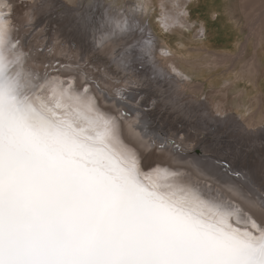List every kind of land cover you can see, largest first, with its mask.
I'll return each instance as SVG.
<instances>
[{
  "label": "snow or ice",
  "instance_id": "6c2138e0",
  "mask_svg": "<svg viewBox=\"0 0 264 264\" xmlns=\"http://www.w3.org/2000/svg\"><path fill=\"white\" fill-rule=\"evenodd\" d=\"M11 13L0 0V264H264V197L257 215L145 166L112 120L92 115L87 88L24 67ZM76 23L86 34L96 20ZM106 38L122 63L137 59L126 21Z\"/></svg>",
  "mask_w": 264,
  "mask_h": 264
},
{
  "label": "rangeland",
  "instance_id": "374dc122",
  "mask_svg": "<svg viewBox=\"0 0 264 264\" xmlns=\"http://www.w3.org/2000/svg\"><path fill=\"white\" fill-rule=\"evenodd\" d=\"M163 1L53 0L52 2L49 0V2L55 3L56 7L45 6L38 14L35 13V8L39 0H33L30 3H17L14 17L16 16L15 19L18 18L16 23L18 24L17 30L20 36L28 34L30 41H32L30 51L33 56L31 58L33 64L37 67H48L49 64L58 65L59 63H62L63 67H75L71 71L73 73L75 71L79 83L89 81L87 78L91 75L92 87L98 92L101 103L104 105L111 106L114 103V98L118 97L123 99V103H132V94H135L136 98L142 100L141 103L144 104L142 109L145 110L149 118L144 120L150 121L155 127L159 128V135L163 134L166 137L170 134L172 138L180 139V142L192 147L196 152L198 151L197 153L206 158H217V161H221L222 164L226 165L223 166V169L228 168L235 161L237 163L236 168L243 170L247 177L257 176L258 178V173H260L258 179L254 178V182L262 187L264 185V156H262V146H264V102L259 105V95L261 94L259 91H261L262 88L260 87L264 81V64L262 63L258 75L254 73L255 71L250 64L253 62L257 42L259 43L258 58L260 57L264 61V33H252L249 23L259 10L264 9V0H190L187 4L191 10L188 22L183 26H172L171 28L165 26L163 18L167 10L172 9V7L165 10ZM42 2L43 0H40L38 6ZM29 5L38 20L37 27L32 25L31 19L25 20L28 19L26 13ZM131 9L134 11L133 17L136 16L135 18L140 20L144 27H142V30L145 32L138 33L135 41L138 42L136 48L137 66L127 68L124 62H121L123 50L120 43H114L118 46L117 51L112 55L108 51L107 54L102 53L103 49L100 50L98 47L102 46L99 37H101V34L106 35L104 31L105 23L101 20V14L109 13L113 16L125 17L124 13L127 15ZM185 9L187 10V8ZM164 10L165 12H163ZM207 11H212L213 18L210 20L207 30L201 32L203 23L199 15L202 17L207 16ZM82 15L95 17L96 20V25L89 28L86 34L82 28L77 27L76 23ZM129 15L132 16V13ZM18 16H20V19ZM212 21L215 28L223 26L220 28L221 33L219 35L214 34L211 30ZM30 29L31 32L27 33ZM178 29L185 34H178L176 31ZM41 31L48 36L51 32H54L56 40H51L53 42L48 46L45 42V35H40ZM30 33H33L34 36ZM167 34L170 35L168 39L175 44L181 38L185 42L187 41L180 48L183 50L182 56L166 48L163 36ZM82 37L91 51L85 52L81 42ZM106 42L108 43L109 39ZM246 42L248 52L240 57L237 56ZM143 44L150 47L148 52L151 55L148 52L146 53L150 66L154 64L151 63V59L157 60L158 65L161 66L165 64L163 55L172 57L173 66L187 72L193 78L192 84L196 82L204 84L202 91H198L197 88L185 91V88L176 84L174 82L176 80L166 71H159L156 68L150 70L148 67L146 69L145 64H143L145 56H143L141 50ZM103 47L106 50L105 46ZM84 53L86 54V60L77 59L78 55L80 57ZM227 53L232 54L234 57H229L223 63L218 62L216 54ZM141 70H145L148 78L140 72ZM79 72L82 74L81 76H79ZM158 74L161 75L157 77ZM156 78L159 80L154 81ZM256 79L258 84L255 83ZM94 80L99 81V85L94 84ZM100 85L101 89L98 88ZM104 90L111 93V100L101 97L104 95ZM118 90L125 94L119 95ZM242 95H246V107L250 108V112L244 114V116H240L241 111L235 108ZM254 112L256 115L253 114ZM217 117L222 121L218 120ZM191 118L199 122L192 121ZM122 120L127 131V125L132 122V119L128 117V119L123 118ZM187 120H190V122ZM205 123L208 125L206 126ZM130 141L132 142V139ZM249 143H251V148L246 147L241 152L240 145H248ZM157 145L155 142L151 144L153 147L150 154L142 151L146 161H156L161 159V155H164L165 152L159 150L163 149V146L158 145L160 148L157 147L156 149ZM140 148L143 150L142 147ZM157 152L161 154L159 153L157 156ZM179 163L189 167L188 163Z\"/></svg>",
  "mask_w": 264,
  "mask_h": 264
},
{
  "label": "bare ground",
  "instance_id": "6f19581e",
  "mask_svg": "<svg viewBox=\"0 0 264 264\" xmlns=\"http://www.w3.org/2000/svg\"><path fill=\"white\" fill-rule=\"evenodd\" d=\"M31 1H33V0H7V3L12 5V13H11L10 19H11L13 27L15 29V31H13V33H12V36H13L14 40L18 41L19 51H21L24 54V57H25L24 67L26 69L32 71L36 76H38L40 78L56 77L59 80H62L64 82L65 87H67L69 84H71L72 90L76 93H84V89L87 88V92L84 93V96H85V98H87V97L92 98L93 105H94V112L92 113V115L95 116L98 114L99 116H102L105 119L112 120L117 125L120 140L123 142V144L127 145L129 148L134 149L140 155L145 166H148V165L157 166L158 165L161 169H167V170L172 171V172L182 173L186 178L190 179L193 183L199 185L205 191H211L212 194H214V195L219 194L222 197V199H224L225 201H231V202L239 205L245 211L251 210V212H254L257 215L259 214V209L257 207H255L254 205H258L260 199L262 197H264V187L262 188L260 184L254 182V180H255L254 178L258 179L260 176V173H258V178H257V176L256 177H254V176L253 177L252 176L247 177L246 173H244L243 170L236 168L237 163L235 161L231 165L228 164V165H230L228 168L223 169V166H226V165L222 164L221 161H217L216 160L217 158L216 159L215 158H209V157L206 158L205 156L201 155L200 153H197L198 151L196 152V150L192 149V147H189L185 143L180 142V139L172 138L170 134L166 135V137H164L163 134L159 135V133H158L159 128L155 127L152 123H150V121L148 122V121L144 120V119H149V118L146 115L147 113L145 112V110L142 109V105L144 106V104H142L143 102L141 103L142 100H139V98H136L135 94H132V100H133L132 103H128V102L123 103L122 98H120V97L114 98L113 97L115 100L113 99L114 103L111 106L110 105H104L101 103V100L97 94L98 92L95 89H93V87H92L93 84L90 81V80H92L91 75H89L87 78L89 81L79 83L78 82L79 78L77 79L75 71H74V73L71 71L75 67H68V66L63 67L62 63H59L58 65L49 64L48 67H39V66L37 67V65L33 64L32 58H31L33 55H32V52L30 51V47H32V45H31L32 41H30V39H29L30 37L28 36V34L24 35V36H20V34L18 33V30H17L18 24L16 23V20L18 18L15 19L16 16L14 17L15 5L17 3H19V4L20 3H30ZM51 1L53 2V0H51ZM183 1H185V0H182V1L181 0H164L163 1V5H164L165 10H167V8H169V7L170 8L172 7V9L167 10V13H166V15H164V18H163L164 19L163 23L165 24V26H167V28H171L172 26L184 25L188 22V17L191 16V10L188 6L185 7V5H187L188 2H190V0H186L184 3H183ZM39 2H40V0H39ZM39 2H38V5H39ZM168 4H170V5H168ZM38 5L35 8V13L39 14L42 11V7L38 6ZM183 7H184V9H183ZM185 8H187V10ZM21 9H22V7H21ZM27 9H28V11H27ZM27 9L25 8V10L27 11V13H26V11H25V13L28 15V19H25V20L31 19L30 21H31L32 25L37 27L38 20L36 19L35 14L30 9V5L27 6ZM165 10L163 12H165ZM17 12H19V11L17 10ZM22 12H23V10H22ZM125 12H127V11H125ZM128 12L129 13H127V15H126V13H124L125 17L124 16L119 17V15L117 17L115 15L113 16V14L110 15L109 13L108 14L107 13L101 14V20L104 23H105V21H108L107 23L104 24V31H105L106 35L101 34V37H99V40H100V43L102 46H99L98 48H100V50H102V49L104 50V51L103 50L101 51L102 53L107 54V51H108L109 54L112 55L115 51H117L116 48L118 45H114V43H115L114 39H109V42L108 43L106 42L108 40L106 37H108V34L112 31V29H114L116 27L117 23H124L126 21L132 28V33L134 34L135 41L137 40L138 33H144L145 32L144 30H142L144 27H143V24L140 22V20L136 19L135 18L136 16L133 17L134 11L131 9ZM130 13H132V16L129 15ZM180 13H187V15L182 16V15H180ZM27 15H26V17H27ZM21 16H22V14H21ZM18 17L20 19V16H18ZM110 18H112V20H110ZM199 18L202 19L203 29L207 30L208 24H209V22H211L210 20L213 18L212 11H207V16H204V17L199 15ZM18 23H20V22H18ZM249 24H250V28H251L252 33H257V32L264 33V9L259 10V12L254 15L253 19L251 20V22ZM22 26L24 27L23 24H22ZM213 26L214 25H213V21H212L211 30L213 31L214 34L219 35L221 33L220 28H222L223 26H219L218 28H215ZM26 27H29V26H26ZM29 31L31 32V29L28 30L27 33ZM171 31H173V30H171ZM176 31L178 34L184 33L179 29ZM174 32H175V30H174ZM23 33H25V32H23ZM53 33L54 32H51V34H49V36H48V35H46L45 32L44 33H42V31L40 32V35L41 34L45 35V39H46L45 42H47L46 44L48 46L50 43H52L54 41L53 39L56 40V38H54ZM31 35H33V33ZM62 36H63V34H62ZM169 36L170 35H168V34L166 36H163V41L165 43L166 48H168L169 51L173 50L175 53H178L179 55L182 56L183 50L180 48L187 41L185 42V40H183L181 38L182 37L181 36V37H179V38H181L180 41L176 42V44H175L168 39ZM51 40H53V41H51ZM41 42H42V40H41ZM43 43H44V41H43ZM33 44L35 45V43H33ZM258 44L259 43L257 42L256 43V49L254 52L253 62H251V64H250L251 68L255 71L254 73L256 75L259 74L260 69L262 67V63L264 64V61L261 60L260 57L258 58ZM103 46H105L106 50L104 49ZM40 48H42V47H40ZM61 48H62V46H61ZM149 49H150V47L149 46L147 47L145 44H143L141 46V50L143 51L142 53L144 54L143 56H145V58H144L145 60L143 59L144 60L143 64H145L146 69L148 67V68H150V70L156 68V70L159 69V71H162V70L166 71V73H168L172 78H174L176 80V81H174L176 84L181 85L185 88L184 89L185 91H188L189 89H196V88L198 89V91H202V89L204 88V84L201 82H196V83L192 84L193 78L190 77L189 74H187V72H185L182 69H179L177 66H173L172 57H169L167 55L166 56L163 55V59L165 60L164 61L165 64L162 63L163 65H161V66L158 65L157 60L154 61L151 59V63H154V64H152L150 66L149 65L150 63L148 64V62H150V61H148V59L146 57V53L148 52ZM59 50H60V48H59ZM164 51H166V50L164 49ZM245 52H248L247 42L244 43L241 52L237 56L240 57V56L244 55ZM43 53H45V52H43ZM185 53H187V52H185ZM56 55H57V53H56ZM85 55L86 54L84 53L83 55L81 54L80 57H79V55H78V57L77 56H75V57H77V59H80V60L81 59L86 60L87 58L85 57ZM149 55H151V53H149ZM216 55H217L218 62H222V63L226 62L229 59V57H234L232 54H228V53L227 54H216ZM159 56H161V55H159ZM62 58H65V57H62ZM160 58H159V60H160ZM76 61H78V60H76ZM124 64L127 68L137 66L136 60L134 62L129 60L127 62H124ZM93 66H95V65H93ZM145 70H141L140 72L142 74H144L145 76H147V78H148V75L145 74ZM108 72H107V74H109ZM81 75L82 74L80 73L79 76H81ZM160 75L161 74H158L157 77ZM94 79H96V78H94ZM112 79H111V81H112ZM163 79H164V77H163ZM157 80H159V79L156 78L154 81H157ZM99 81L94 80L93 83L98 84ZM255 83L258 84L257 79H256ZM261 87L264 89V81L262 82ZM98 88L101 89L102 88L101 85ZM118 94L124 95L125 93L118 90ZM101 97L107 98L109 100L112 99L111 93L107 92V91H105L104 95H102ZM187 97H188V95L185 98L187 99ZM188 100H194V99H188ZM194 101H196V100H194ZM262 102H264V99H263V96L260 94L259 105H261ZM245 103H246L245 102V95H242L241 100L238 101V103L236 104V107H235L237 110L241 111L240 116H244V114H248V112H250V109H248V110L244 109ZM118 107H119V109H117ZM127 114H129V115H127ZM253 114L256 115L255 112ZM128 117L132 119V122L127 125V131H126V128L124 126L122 119L123 118L128 119ZM191 119H192V121H195L194 118H191ZM217 119L221 120L218 117H217ZM187 121L190 122V120H187ZM195 122H199V121L196 120ZM192 123L196 124L194 122H192ZM205 125H206V123H205ZM128 137L130 139H132V142L130 141V139ZM153 142H155L158 145L163 146V149H159V150L163 151L165 153H163L164 155H161V159H159V160L146 161L145 158L143 157L144 155L142 153L144 151L146 152V154L152 153L151 148L153 146H151V144ZM138 145L140 147H142L143 150H141V148ZM158 145L156 146V149H157V147H159ZM212 150H214V149H212ZM159 153L157 154V156L159 155ZM179 162L188 163L189 167L185 166V165H181ZM241 226H243V225H241Z\"/></svg>",
  "mask_w": 264,
  "mask_h": 264
},
{
  "label": "crops",
  "instance_id": "0c3cea01",
  "mask_svg": "<svg viewBox=\"0 0 264 264\" xmlns=\"http://www.w3.org/2000/svg\"><path fill=\"white\" fill-rule=\"evenodd\" d=\"M260 88H262V87H260ZM260 88H259V89H260ZM259 92L261 93V95L263 96V99H264V89L262 88L261 91H259ZM247 93H248V92H247ZM247 93H246V95H247ZM246 95H245V96H246ZM259 96H260V95H259ZM235 107H236V106H235ZM244 109H245V110L250 109V108H247V107H246V103H245V108H244Z\"/></svg>",
  "mask_w": 264,
  "mask_h": 264
}]
</instances>
